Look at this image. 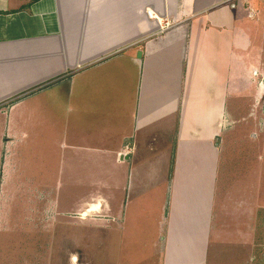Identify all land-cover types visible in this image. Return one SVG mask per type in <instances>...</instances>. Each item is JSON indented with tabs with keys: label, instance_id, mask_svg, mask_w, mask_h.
Wrapping results in <instances>:
<instances>
[{
	"label": "crops",
	"instance_id": "obj_1",
	"mask_svg": "<svg viewBox=\"0 0 264 264\" xmlns=\"http://www.w3.org/2000/svg\"><path fill=\"white\" fill-rule=\"evenodd\" d=\"M261 171L264 0H0V211L18 224L102 195L107 264H242Z\"/></svg>",
	"mask_w": 264,
	"mask_h": 264
},
{
	"label": "rangeland",
	"instance_id": "obj_2",
	"mask_svg": "<svg viewBox=\"0 0 264 264\" xmlns=\"http://www.w3.org/2000/svg\"><path fill=\"white\" fill-rule=\"evenodd\" d=\"M259 168L262 161H259ZM259 172L257 190V225L253 241L247 242L249 252L242 250L236 260L242 264H264V173ZM240 174V173H237ZM238 180V179H237ZM240 183V182H239ZM242 199L246 194L237 191ZM102 195H82L81 215L60 225L57 218L41 226L18 224L27 218L15 219L10 209L0 211V264H107L105 237L111 233L107 226L108 210ZM99 203L96 210L87 211L90 204ZM4 208V207H3ZM26 216V211H22ZM30 218V214L28 216ZM59 221V220H58ZM37 224V223H36ZM245 243V242H244ZM243 254V255H242ZM152 258L150 259V261Z\"/></svg>",
	"mask_w": 264,
	"mask_h": 264
}]
</instances>
